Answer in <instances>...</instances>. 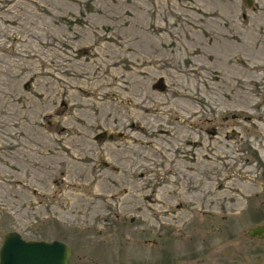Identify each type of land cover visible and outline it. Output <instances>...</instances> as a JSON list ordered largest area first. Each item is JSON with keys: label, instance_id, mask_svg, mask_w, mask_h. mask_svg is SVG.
Instances as JSON below:
<instances>
[{"label": "rangeland", "instance_id": "374dc122", "mask_svg": "<svg viewBox=\"0 0 264 264\" xmlns=\"http://www.w3.org/2000/svg\"><path fill=\"white\" fill-rule=\"evenodd\" d=\"M258 157L264 0H0V244L207 264Z\"/></svg>", "mask_w": 264, "mask_h": 264}, {"label": "flooded vegetation", "instance_id": "af4514ba", "mask_svg": "<svg viewBox=\"0 0 264 264\" xmlns=\"http://www.w3.org/2000/svg\"><path fill=\"white\" fill-rule=\"evenodd\" d=\"M258 167V189L253 196L255 207L253 211H243V218L249 219L250 226L243 227L241 232L236 233L233 228L226 227V234L222 239L225 241L222 251L215 252L213 248L208 251L207 264H264V163L260 162ZM233 230V231H232ZM241 235V236H239ZM232 242L236 246L231 247ZM198 253H192L195 264L202 262L197 259Z\"/></svg>", "mask_w": 264, "mask_h": 264}, {"label": "water", "instance_id": "95a60500", "mask_svg": "<svg viewBox=\"0 0 264 264\" xmlns=\"http://www.w3.org/2000/svg\"><path fill=\"white\" fill-rule=\"evenodd\" d=\"M71 250L59 240L25 239L16 231L5 233L0 264H70Z\"/></svg>", "mask_w": 264, "mask_h": 264}, {"label": "bare ground", "instance_id": "6f19581e", "mask_svg": "<svg viewBox=\"0 0 264 264\" xmlns=\"http://www.w3.org/2000/svg\"><path fill=\"white\" fill-rule=\"evenodd\" d=\"M242 185V184H241ZM241 187H243V185L241 186ZM134 188V187H133ZM132 189V188H131ZM241 190V189H240ZM238 191V190H237ZM242 192V191H241ZM129 195V194H128ZM139 197V196H138ZM132 199V198H131ZM138 199V198H137ZM135 201V200H134ZM166 206V205H165ZM160 210V209H159ZM177 216V215H176Z\"/></svg>", "mask_w": 264, "mask_h": 264}]
</instances>
